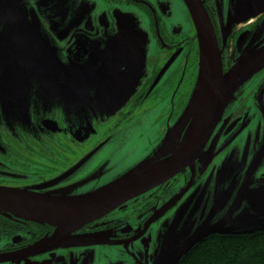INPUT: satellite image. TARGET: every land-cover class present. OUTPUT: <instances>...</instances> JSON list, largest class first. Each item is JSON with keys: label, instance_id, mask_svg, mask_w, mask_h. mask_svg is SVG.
Wrapping results in <instances>:
<instances>
[{"label": "flooded vegetation", "instance_id": "flooded-vegetation-1", "mask_svg": "<svg viewBox=\"0 0 264 264\" xmlns=\"http://www.w3.org/2000/svg\"><path fill=\"white\" fill-rule=\"evenodd\" d=\"M35 1H38L33 3L37 10L31 5L27 10L29 15L32 10L38 16L40 13L43 18L48 19H51L53 14H60L58 19L64 16L58 9L60 7L65 9V5H63L65 0ZM87 1H89L87 4L92 5L93 10L89 9L87 15L82 17L77 24L72 22L67 36L63 42L58 43L62 46L61 50H64V55H72L70 57H73V60L70 63L72 66L74 65L73 68L80 67L78 66L80 64L89 65L94 69L99 68L98 79L104 78L105 73L101 70V66L105 62L111 61L107 58L108 51L118 42L117 17H119V13H122L124 16L131 17V21L133 20L136 24L131 31H138L142 25L145 36L148 38L145 65L140 83L126 106L117 109L113 116L108 118L100 119L98 117L96 121L93 120L92 126L94 128L86 129L81 122L80 115L70 108L57 110V117L52 116L53 114L50 115L49 111L51 112L54 107L52 103L50 104L51 98L41 97L40 92L36 97V93L28 91L29 82L34 81L32 77L27 78L28 80L23 83V88L20 84L15 87L14 91L9 90L7 92L3 89L5 81L22 83L21 78L18 80L19 77L15 76L11 78L0 77V81H2L0 83L1 187L28 189L50 195H56L52 194L59 191L56 187L78 182H81L77 187L78 190L99 187L118 173L115 164L111 163L115 159L113 154H117V152L107 147L110 135L113 132L117 134V131L121 132L126 129L130 121L137 119V117L146 118L154 114L151 119L152 124L150 123L153 126L149 127L150 131L146 133V136L137 133L144 140L140 139L139 143H148V148L151 150V142L145 138L156 132L158 137L159 129L167 119L166 108L161 109L159 106L162 100L170 95L171 100L179 98L184 101L192 92L194 78L199 67V45L193 21L183 0ZM246 1L249 2V0ZM200 2L214 32L222 74H226L237 63L244 60L245 53L251 55L264 49V9L250 18L242 19L254 11L257 5L253 7L247 3V6L244 7L243 4L242 8L244 9L241 12L242 8L240 11L237 10L238 4L235 8L237 0H222L221 3L218 0L216 2L214 0H200ZM96 4L100 7L98 11H96ZM79 7L75 11L78 12ZM177 8L178 11L176 12ZM184 12L189 18L190 28L183 26L180 20L174 19ZM47 30L55 38L63 36V33L58 31H52L48 28ZM137 34L131 33V38ZM39 53H45L48 63L52 62L50 50L46 49L45 51L43 49ZM116 63L118 62L111 64L116 65ZM248 71L250 73L249 77L247 76L250 78L248 81L236 90L240 84L239 81H241V79H237L230 87L228 99L199 156L194 160L192 168L189 166L184 168L162 184L127 200L95 220L64 232L61 236L71 233L72 239L70 241L75 239L76 243L78 237L102 230V233H108L107 235L112 236L111 239L119 237L124 241L131 242V240L142 237L148 228L153 227L152 223L162 215L160 214L151 220L157 215L155 211L159 212L160 208H163L181 190L183 191L177 197L176 202L185 193L196 202H200L206 194L210 193L224 199L232 190L220 196V189L214 187L218 183L213 181L212 174L215 175L221 171L220 178L223 179L222 173L227 166V161H231L234 156L236 159L237 154H243L245 148H249V143H251V147L261 143L259 146L260 158L255 157L254 159L253 154H249L247 157L246 154H243L242 157L240 155L239 161L244 166L245 163L252 165L248 171L253 170L254 172L250 173L249 171L247 177L254 176L258 182H264V135H262L264 130V62L254 63ZM72 73L73 69L70 75ZM69 76H63L62 79L67 80L69 84L73 80L82 81ZM90 80L92 81V79ZM94 80L97 81L95 77ZM166 85L169 86L168 89ZM232 94L233 97L230 99ZM61 95L66 97V104H68L67 100L76 104V101L83 100V95L88 96L89 93L84 94V89L80 85L75 91L73 86H68L67 91L62 92ZM50 105L52 108L49 107ZM181 106L182 102L176 106L177 110L172 113L174 115L173 121L181 115L183 111ZM48 107L49 111L46 110ZM23 111H31L27 128L31 132L35 131L34 133L38 131L44 133L40 140L25 146L18 139L19 135L23 134L18 131L21 124L19 115L23 116ZM187 125L185 127L180 124L177 125L176 133L172 132L171 134V138L176 134L173 141L183 143ZM91 131L95 134H92ZM92 140H94L93 143ZM132 145L135 144H131V139L121 140V146L125 149L128 147L130 149ZM107 150L111 152V156L106 154L101 157V154ZM29 151L37 152L30 154ZM79 151H83V153L77 154ZM93 151L98 153L99 160L94 159L96 157H91L90 154ZM6 153L8 158L3 156ZM87 157H89V162L85 160ZM23 158H26L30 163L27 164L28 162ZM96 170L98 171L94 179L95 177L97 179H85L87 171L91 174ZM42 172L51 173V175H42ZM68 174L71 175L65 176ZM59 175L62 176L55 179L53 184L49 182ZM187 196L185 198H188ZM176 207L177 205L172 210ZM139 215L145 216L139 218L138 222L135 219ZM147 222L149 225L144 228ZM55 233V226L0 213V263L12 262L10 264H16L19 260L54 253L58 248L68 250L70 246H57L55 244L56 239L44 251L28 255V251L43 244ZM106 239L109 240L110 238L106 237ZM109 241L112 242L113 240ZM105 244L112 245L113 243ZM83 249L85 248L79 247L75 248V251L80 253ZM108 250L106 245L97 246L94 262L105 261V258H108V253L113 254L111 253L112 250ZM57 253L60 252L55 254ZM17 255L23 257L14 258ZM2 259L5 260L2 261Z\"/></svg>", "mask_w": 264, "mask_h": 264}, {"label": "rangeland", "instance_id": "rangeland-1", "mask_svg": "<svg viewBox=\"0 0 264 264\" xmlns=\"http://www.w3.org/2000/svg\"><path fill=\"white\" fill-rule=\"evenodd\" d=\"M214 1L216 2L217 0ZM35 2L38 1L0 0V67H5L3 76L0 77L7 76L11 78L15 76L17 78L19 77L18 80L21 78L22 81V83H19V81L14 83L4 80L3 89L5 92L9 90L14 91L15 87L20 84H22L23 88V83L32 77L34 81L31 80L29 82L28 91L36 93V97H38V92H40L41 97L51 98L50 100L52 101H50V104L52 103L54 106L53 110L55 112L48 110L49 107L52 108V105H50L46 108L50 115L53 114L52 116L55 115L57 117V110L70 108L80 115L84 128L93 129V122L98 117L100 119L108 118L113 116L117 109L126 106L130 102L135 88L138 87L145 65V51L148 45L145 30L140 25V30L131 31L135 28L136 24L133 20L131 21V17L119 13V17H117L118 42L109 48L107 58L111 61L105 62L101 66L105 77L99 80V68L94 69L86 64H80L78 65L80 67L73 68L74 65L72 66L70 63L73 60V57H70L72 55H64V50H61L62 46L58 44L63 42V39L67 36L72 22L77 24L82 17L87 15L88 10L92 9V5L87 4L89 1L65 0L63 3L65 9L61 7L58 9L65 16H62L61 19H58L60 14H53L51 15L52 18L48 19L46 17L43 18L39 12L38 16L32 10L29 15L27 10L31 5L37 10L33 4ZM218 2L221 3L222 0H218ZM78 7L79 11L77 12L75 10ZM96 7V11H98L100 7L97 4ZM174 19L180 20L183 26L190 28V21L185 12L177 15ZM47 28L63 33V36L55 38ZM131 33L138 34L131 38ZM43 49L52 52L51 63H48V58L45 57V53L38 54ZM124 59L125 62L122 63ZM112 62L118 63L114 65L111 64ZM72 69L73 73L70 75ZM63 76H69L70 78H76L82 81L73 80L69 84L67 80L62 79ZM94 77L97 81L94 80ZM248 77L246 76L243 80L241 79L239 81L240 84L236 87V90L250 79ZM197 84H199V72L195 75L192 90L196 88ZM80 85L84 89V94L89 93V95H83V100L76 101V104L70 103L68 100V104H66V97H63L61 93L67 91L68 86H73V90L75 91ZM166 87L168 89L169 86L166 85ZM232 97L233 94L230 96V99ZM191 98L192 92L187 99L183 97L184 101L179 98L171 100L170 95L162 100L159 106L161 109L166 108L165 114H167V119L160 127L158 137L156 132L154 134L152 133L151 136L149 135L148 138H145L151 142V150L148 148V143H139V140H143V138L139 137L138 134L144 137L146 136V133L150 131L149 127L153 126L150 123L154 114L146 118L137 117V119L130 121L126 129L121 132L117 131V134L113 132L110 135L107 147L117 152V154H113L115 159L111 163L115 164L117 168L116 172L118 173L111 177L109 181L99 187L86 190L77 189L81 182L67 184L56 187L59 191L52 194H56L54 196L57 197L66 196L68 198L85 196L118 181L119 183H123L132 174L151 167L171 153H176L180 149L182 142L173 141L176 134H174L173 138H171V134L172 132L176 133L180 117L185 111L186 106L190 103ZM181 102L183 111L179 118L177 116L173 121L174 115L172 113L177 110L176 106L180 105ZM22 113L23 116L19 115L21 124L18 131L23 134H20L18 139L25 146L28 143L40 140L44 133L39 131L37 133H34L35 131L31 132L26 126L30 120L31 111H23ZM92 134H95V132H92ZM262 135H264V130L262 131ZM128 139H131V144L134 143L135 145H132L130 149L129 147L125 149L121 146V140ZM154 140L157 141L155 142ZM93 142L94 140H92ZM250 145L251 143H249L248 149L245 148L243 154H246V157L249 154H253L254 159L255 157L260 158L259 146L261 143L255 144L254 147ZM32 152L36 153L37 151H29L30 154ZM94 152L90 154L91 157H96L94 159L99 160L98 153ZM81 153L83 151H79L77 154ZM106 154L111 156V152L107 150L101 154V157ZM243 154H237L238 157L236 159L234 156L231 161H227V166L222 173L223 179L220 178L221 171L215 175L214 173L212 174L213 181H217L218 183L213 186L220 189V196L232 190L224 199L210 193L206 194L200 202H196L194 199L191 200L189 198L190 196L188 197V194L185 193L176 202L177 197L183 191L181 190L172 199L170 198L171 200L169 199L170 201L163 208H160L159 212L155 211L157 215L151 220L157 218L160 214L162 215L152 223V228H148L146 233L136 240L128 242L119 237L111 239L113 238L112 236L107 235L108 233H102V230H99L91 232L89 235L78 237L75 243V239L72 242L70 241L72 234L66 233L59 237L55 244L57 246H70L68 250L58 248L54 253H46L29 259L19 260L16 264H163L170 256V253L175 252L180 247L182 244L180 238L185 236L184 233L189 235L194 233L199 225L209 228L213 224L222 221L224 228L235 231L239 229L262 228L264 227V182H258V179L254 176L247 177L249 171L250 173L254 171H248L252 165L245 163L244 166L239 161L240 155L242 157ZM3 156L8 158L7 153L3 154ZM23 159L28 162L27 164L30 163L26 158ZM85 160L89 162V157ZM97 171L91 174L87 171L85 179H97V177L94 179ZM46 174L51 175V173L42 172V175ZM61 176L59 175L49 182L53 184V181ZM186 196L188 198H185ZM176 205V209L172 210ZM162 209L163 212L161 213ZM165 211H167L166 214ZM143 216L145 215H139L135 220L139 222V218ZM206 221H209V223L205 224ZM148 222L144 228L149 225ZM106 237H109V240L113 241L110 242ZM105 243L113 244L109 245ZM99 245H106L109 250H112L111 253L113 254L108 253V258H105V261L99 260V262L95 261V263V248ZM79 247H84L85 249L78 253L75 251V248ZM56 252L60 253L55 254ZM10 263L12 262L0 264Z\"/></svg>", "mask_w": 264, "mask_h": 264}, {"label": "water", "instance_id": "water-1", "mask_svg": "<svg viewBox=\"0 0 264 264\" xmlns=\"http://www.w3.org/2000/svg\"><path fill=\"white\" fill-rule=\"evenodd\" d=\"M183 2L191 16L198 37L199 84L192 90L191 101L186 106L178 122L183 127L188 124L185 128L184 139L180 149L176 153L169 154L168 158L159 161L151 167L132 174L123 183L118 181L85 196L57 197L28 189L0 186V212L20 215L25 218L46 222L56 227L54 236L28 251V255L44 251L64 232L99 218L127 200L162 184L184 168L188 166L192 168L194 160L199 156L228 99L227 95L230 87L237 79L243 80L245 76H248L250 74L248 70L254 63L264 62V49L251 55L245 53L244 56L246 58L244 57V60L237 63L226 74H222L214 32L200 0H183ZM247 3L253 7L257 5V8L242 17V19L250 18L264 9V0H253V2H250V0L249 2L237 0L235 8H237L238 4L237 10L240 11L243 4L245 7ZM243 9L241 12H243ZM4 69V66L0 67V76H3ZM11 205L20 207H12ZM52 219L65 220L67 222L66 227L62 231L57 232V226L52 222ZM206 223H209V221H206ZM261 230H264V227L259 229H239L237 231L230 230L224 228L222 221L213 224L209 228L199 225L194 233L190 235L184 233L185 236L180 238L182 240L180 247L175 252H171L163 264H175L194 244L202 241L204 237L210 234H246ZM18 257L23 256L17 255L14 258ZM5 259H2V261Z\"/></svg>", "mask_w": 264, "mask_h": 264}, {"label": "trees", "instance_id": "trees-1", "mask_svg": "<svg viewBox=\"0 0 264 264\" xmlns=\"http://www.w3.org/2000/svg\"><path fill=\"white\" fill-rule=\"evenodd\" d=\"M31 222H46L25 218ZM175 264H264V230L246 234H210L194 244Z\"/></svg>", "mask_w": 264, "mask_h": 264}, {"label": "bare ground", "instance_id": "bare-ground-1", "mask_svg": "<svg viewBox=\"0 0 264 264\" xmlns=\"http://www.w3.org/2000/svg\"><path fill=\"white\" fill-rule=\"evenodd\" d=\"M11 206L12 207H20V206H15V205H11ZM52 222L57 226V232L62 231L64 229V227H66V224H67V222L65 220H61V219H52Z\"/></svg>", "mask_w": 264, "mask_h": 264}]
</instances>
